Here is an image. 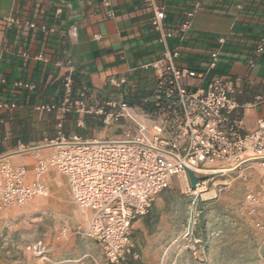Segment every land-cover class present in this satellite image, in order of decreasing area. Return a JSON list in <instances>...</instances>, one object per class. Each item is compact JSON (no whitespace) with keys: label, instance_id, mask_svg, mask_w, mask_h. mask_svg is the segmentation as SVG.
Here are the masks:
<instances>
[{"label":"built area","instance_id":"2783aa9c","mask_svg":"<svg viewBox=\"0 0 264 264\" xmlns=\"http://www.w3.org/2000/svg\"><path fill=\"white\" fill-rule=\"evenodd\" d=\"M198 9L188 13L177 30L166 28L163 9L153 12L151 27L169 49L142 67L156 77L152 91L140 105H131L121 93L126 78L112 79L114 95L93 105L86 89L79 91L69 74L62 81L58 103L34 108L43 114L59 110L76 114L78 128L85 127L87 118L98 119L106 129L116 127L121 134L116 139L84 140L59 132L47 155L36 153L33 179L26 167L14 166L9 158L0 157V210L23 207L47 195L45 179L55 170L65 177L73 202L91 214L85 235L99 244L108 264H129L130 259L139 258L132 243L135 223L150 213L156 198L170 187L173 178L186 176L187 169L201 175L211 167L222 170L250 161L264 166V121L260 120L254 130L245 131L235 100V82L215 75L208 77L207 71L219 66L220 51L209 54L208 70L200 72L178 66L181 49L169 47V40L180 45L190 39L191 18ZM29 26L35 28L34 24ZM218 43L224 45L226 39ZM263 52L261 39L256 53ZM249 64L253 66L254 61ZM15 87L35 90V84L23 82ZM17 108L15 101L0 102V112ZM20 149L30 152L23 145ZM28 250L37 256L45 254L42 242Z\"/></svg>","mask_w":264,"mask_h":264},{"label":"crops","instance_id":"0c3cea01","mask_svg":"<svg viewBox=\"0 0 264 264\" xmlns=\"http://www.w3.org/2000/svg\"><path fill=\"white\" fill-rule=\"evenodd\" d=\"M197 6L190 39L180 45L169 40L170 48L181 49L177 65L205 72L209 54L220 51L219 66L208 77L235 82L243 128L254 130L264 121V52L256 53L264 40V0H0V102L18 103L15 111L0 112V157L34 178L36 153L47 155L73 117L34 108L58 103L69 74L93 105L114 95L112 79L126 78L121 93L140 105L156 77L142 67L169 49L151 27L153 12L163 9L166 28L177 30ZM221 38L226 44L219 45ZM18 82L35 84V90L17 89ZM20 145L30 152H20Z\"/></svg>","mask_w":264,"mask_h":264},{"label":"rangeland","instance_id":"374dc122","mask_svg":"<svg viewBox=\"0 0 264 264\" xmlns=\"http://www.w3.org/2000/svg\"><path fill=\"white\" fill-rule=\"evenodd\" d=\"M72 116L63 135L101 140L121 134L98 119L91 120L100 126L78 128V115ZM224 168L198 175L201 193L187 175L172 179L135 223L139 258L129 264H264V166L250 161ZM46 178L47 195L0 210V264H108L99 244L85 235L91 214L73 202L65 177L51 170ZM39 242L43 256L28 250Z\"/></svg>","mask_w":264,"mask_h":264},{"label":"water","instance_id":"95a60500","mask_svg":"<svg viewBox=\"0 0 264 264\" xmlns=\"http://www.w3.org/2000/svg\"><path fill=\"white\" fill-rule=\"evenodd\" d=\"M186 174L190 181L192 189L195 190L197 188L199 181L202 179V177L198 176L196 172L192 169H187Z\"/></svg>","mask_w":264,"mask_h":264},{"label":"trees","instance_id":"16d2710c","mask_svg":"<svg viewBox=\"0 0 264 264\" xmlns=\"http://www.w3.org/2000/svg\"><path fill=\"white\" fill-rule=\"evenodd\" d=\"M131 105L133 104L132 102H129ZM72 114V113H71ZM71 114H68V115H71ZM72 115H75V114H72ZM85 125H87V127H96V126H100V124H95V122H93L90 118H87L85 119ZM68 137V135H65Z\"/></svg>","mask_w":264,"mask_h":264},{"label":"bare ground","instance_id":"6f19581e","mask_svg":"<svg viewBox=\"0 0 264 264\" xmlns=\"http://www.w3.org/2000/svg\"><path fill=\"white\" fill-rule=\"evenodd\" d=\"M219 172H225V171H219ZM185 179H186V178H185ZM204 190H205V189L202 188V187H200V186L197 188V192H200V193H201V192H205ZM210 195H211V194H205L204 196H210Z\"/></svg>","mask_w":264,"mask_h":264}]
</instances>
